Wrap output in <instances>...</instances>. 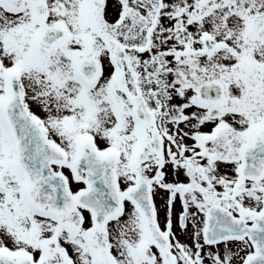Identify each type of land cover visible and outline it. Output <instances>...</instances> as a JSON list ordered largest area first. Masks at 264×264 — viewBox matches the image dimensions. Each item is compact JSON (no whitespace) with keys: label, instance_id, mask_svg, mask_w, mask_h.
<instances>
[{"label":"snow or ice","instance_id":"obj_1","mask_svg":"<svg viewBox=\"0 0 264 264\" xmlns=\"http://www.w3.org/2000/svg\"><path fill=\"white\" fill-rule=\"evenodd\" d=\"M0 264H264V0H0Z\"/></svg>","mask_w":264,"mask_h":264}]
</instances>
